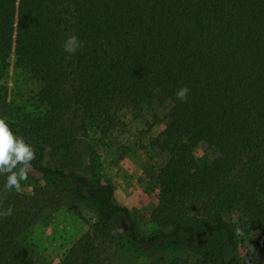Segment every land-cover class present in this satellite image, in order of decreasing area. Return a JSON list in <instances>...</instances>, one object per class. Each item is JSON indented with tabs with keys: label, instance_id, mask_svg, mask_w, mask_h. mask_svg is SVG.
<instances>
[{
	"label": "trees",
	"instance_id": "16d2710c",
	"mask_svg": "<svg viewBox=\"0 0 264 264\" xmlns=\"http://www.w3.org/2000/svg\"><path fill=\"white\" fill-rule=\"evenodd\" d=\"M69 35L84 43L72 55L63 49ZM10 58L40 84L44 112L18 116L1 88L0 116L15 113L10 125L35 146L31 170L44 184L5 192L0 175V210L13 208L0 218V264H37L23 235L63 206L76 211L82 193L91 198L97 185L78 161L89 130L118 129L122 116L146 122L144 108L155 105L168 112L148 145L160 164L152 213L160 231L140 238L109 197L59 264H115L126 235L141 246L185 238L207 248L201 264H238L226 260L237 229L262 239L264 0H0V72ZM183 85L187 102L176 98ZM210 149L220 156L200 164L195 152Z\"/></svg>",
	"mask_w": 264,
	"mask_h": 264
},
{
	"label": "rangeland",
	"instance_id": "374dc122",
	"mask_svg": "<svg viewBox=\"0 0 264 264\" xmlns=\"http://www.w3.org/2000/svg\"><path fill=\"white\" fill-rule=\"evenodd\" d=\"M4 69L0 72V89L8 94L10 107L18 116H40L44 112L39 101L40 84L17 65L15 58H10ZM14 114L7 117L9 123ZM167 114L163 107L149 106L142 113L146 122L122 116L123 125L118 129L89 130L81 148L82 155L78 157L79 170L83 169L97 187L87 191L91 198H86V192L82 193L76 211L63 206L53 217L39 221L23 235L22 243L36 255L37 264H59L70 247L88 232L97 216L106 213L109 197L115 205L129 211L140 238L147 239L160 231V225L152 219L158 204L154 178L160 172V164L148 151V145L149 140L165 127ZM195 156L202 164L205 159L215 160L220 153L217 149L197 150ZM28 176L30 180L22 187V192L31 194L44 181L32 170ZM229 218L237 223L235 212ZM120 224L126 231L127 222L122 217ZM222 243V238L215 243L212 250L215 255ZM237 244L236 252L228 246L227 261L264 264V235L259 240L253 235L238 234ZM206 249L196 250L185 238L141 246L126 235L125 247L115 256V264H170L180 258L187 259L190 264H201Z\"/></svg>",
	"mask_w": 264,
	"mask_h": 264
},
{
	"label": "clouds",
	"instance_id": "9594fccd",
	"mask_svg": "<svg viewBox=\"0 0 264 264\" xmlns=\"http://www.w3.org/2000/svg\"><path fill=\"white\" fill-rule=\"evenodd\" d=\"M83 47L84 43L76 35H69L63 42L64 51L70 55ZM190 91L187 85H183L177 89L176 98L187 102ZM35 159L36 148L33 143L15 132L7 117L0 116V175L6 177L3 186L5 192L22 191V183L27 181ZM12 214V207L0 210V218ZM237 234H242L240 229H237Z\"/></svg>",
	"mask_w": 264,
	"mask_h": 264
}]
</instances>
